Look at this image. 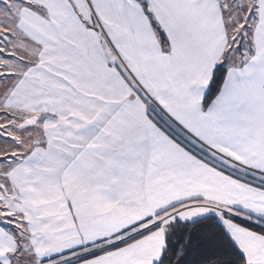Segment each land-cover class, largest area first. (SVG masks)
Returning a JSON list of instances; mask_svg holds the SVG:
<instances>
[{"label":"snow or ice","instance_id":"snow-or-ice-1","mask_svg":"<svg viewBox=\"0 0 264 264\" xmlns=\"http://www.w3.org/2000/svg\"><path fill=\"white\" fill-rule=\"evenodd\" d=\"M0 264H264V0H0Z\"/></svg>","mask_w":264,"mask_h":264}]
</instances>
